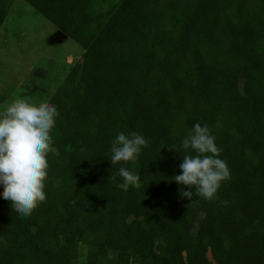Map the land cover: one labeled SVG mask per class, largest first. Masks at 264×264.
Returning a JSON list of instances; mask_svg holds the SVG:
<instances>
[{
  "label": "trees",
  "instance_id": "16d2710c",
  "mask_svg": "<svg viewBox=\"0 0 264 264\" xmlns=\"http://www.w3.org/2000/svg\"><path fill=\"white\" fill-rule=\"evenodd\" d=\"M26 1L85 51L52 90L23 85L58 117L45 200L0 198V264H264V0ZM196 123L229 171L211 200L172 180ZM129 131L148 146L122 191L106 157Z\"/></svg>",
  "mask_w": 264,
  "mask_h": 264
},
{
  "label": "clouds",
  "instance_id": "9594fccd",
  "mask_svg": "<svg viewBox=\"0 0 264 264\" xmlns=\"http://www.w3.org/2000/svg\"><path fill=\"white\" fill-rule=\"evenodd\" d=\"M57 117L55 104L34 103L25 97L14 98L0 107V198L9 201L13 211L22 217L29 216L45 200L47 157L52 146L50 133ZM147 146L148 141L141 133L129 131L115 135L106 158L116 169L108 178H121L117 188L127 191L138 184L139 173L123 165L134 164ZM171 149L184 152L180 172L172 180L195 190L193 193L180 188L178 195L190 201L194 194L211 200L221 182L229 177V171L226 162L219 158L210 128L194 124L191 132L180 140L179 148Z\"/></svg>",
  "mask_w": 264,
  "mask_h": 264
},
{
  "label": "rangeland",
  "instance_id": "374dc122",
  "mask_svg": "<svg viewBox=\"0 0 264 264\" xmlns=\"http://www.w3.org/2000/svg\"><path fill=\"white\" fill-rule=\"evenodd\" d=\"M58 30L26 0H15L0 29V97H5L0 107L17 97L41 102L33 93L25 96L30 91L23 85L33 86L37 81L52 90L71 65L82 62L85 49L73 38H54ZM36 69L43 73L37 79L33 76ZM85 252L81 245V253Z\"/></svg>",
  "mask_w": 264,
  "mask_h": 264
},
{
  "label": "water",
  "instance_id": "95a60500",
  "mask_svg": "<svg viewBox=\"0 0 264 264\" xmlns=\"http://www.w3.org/2000/svg\"><path fill=\"white\" fill-rule=\"evenodd\" d=\"M54 38L58 40H63V39H67L68 36L62 30L59 29L57 33L55 34Z\"/></svg>",
  "mask_w": 264,
  "mask_h": 264
},
{
  "label": "crops",
  "instance_id": "0c3cea01",
  "mask_svg": "<svg viewBox=\"0 0 264 264\" xmlns=\"http://www.w3.org/2000/svg\"><path fill=\"white\" fill-rule=\"evenodd\" d=\"M69 38V37H68Z\"/></svg>",
  "mask_w": 264,
  "mask_h": 264
}]
</instances>
